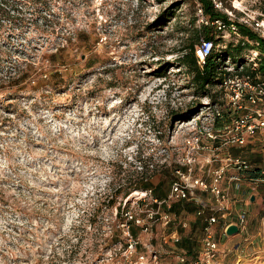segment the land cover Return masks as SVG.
I'll list each match as a JSON object with an SVG mask.
<instances>
[{
	"label": "rangeland",
	"instance_id": "rangeland-1",
	"mask_svg": "<svg viewBox=\"0 0 264 264\" xmlns=\"http://www.w3.org/2000/svg\"><path fill=\"white\" fill-rule=\"evenodd\" d=\"M215 1L233 19L264 20V0ZM200 8L199 0H0V264H140L154 254L153 264H175L147 233L160 234V216L171 215L176 202L159 209L154 200L169 195L176 170L196 157L193 176L210 182L229 157L264 168L258 130L230 141L231 113L242 112L230 88L212 87L211 99L178 62L211 23ZM167 10L174 14L161 25ZM213 27L222 56L243 38ZM255 51L243 50L244 66ZM234 61L226 55L224 69L245 77ZM239 103L250 106L247 96ZM195 136L198 153L188 142ZM227 168L226 177L236 171ZM236 183L222 181L229 202L243 191ZM131 214L149 230L122 225Z\"/></svg>",
	"mask_w": 264,
	"mask_h": 264
},
{
	"label": "built area",
	"instance_id": "built-area-1",
	"mask_svg": "<svg viewBox=\"0 0 264 264\" xmlns=\"http://www.w3.org/2000/svg\"><path fill=\"white\" fill-rule=\"evenodd\" d=\"M215 1V0H214ZM216 7L219 9L221 8V4H219L217 1H215ZM203 10L200 8L199 12L202 17L200 20L206 24L210 22L209 19H206V17L203 16ZM233 15L232 12L229 13V17L231 20L230 25H226L221 19H216L212 23L217 25V28L220 30H227L228 32H232L235 35H238V20L240 23H243L246 27L250 28L252 31H254L256 34H260L261 37L264 38V20H257L254 16H244L242 18L233 19L231 16ZM234 16V15H233ZM213 49V42L208 40L201 41L200 44H198L195 48V53L198 57L199 64H204L206 58L212 53ZM258 57H259V51L254 52L253 57V68L258 67ZM240 67H243L240 65ZM244 75V74H243ZM227 78L225 79V77ZM223 78V82L220 86L223 88H230V98L235 105H237L238 109L242 112L238 114L237 111H233L231 113V120L233 121V128H231V131L234 133L230 141L244 144L245 137L244 133H254L255 131H259L261 135L264 136V79H260L256 82H253L250 80L251 76L246 75L245 77H241V75L238 73L237 75L234 74L232 71L230 74H227ZM244 96H247V101L250 103L249 105H242L239 102L244 98ZM261 106V107H260ZM248 109V110H247ZM210 137L218 138L217 134L212 135L209 134ZM200 138L198 136H195L192 139H190L188 142L189 144H194L195 151L198 153L200 149H203V146H200L199 144ZM196 157H190L188 159V165L187 169L183 170L181 168H178L176 170V179L172 182L170 186V193L169 195L162 199L158 200L157 198L154 200L156 203L160 206L167 205L169 208L172 207V204L174 202H179L181 200H191L197 198V203L200 206L199 213H202L208 206L207 203L200 198L198 195L199 190H209L212 194L215 196L216 204L213 206L214 210L218 211H224L226 212L229 209V196L227 191L222 188L221 184L222 181L227 178L229 181H236L239 185V183L243 179V175L246 172H249L251 170H257V168H254V166L246 159H243L241 157L237 158H231L229 157L227 160V164H223L219 167L213 168L211 171V181L208 182L204 177L202 176H193V168L195 164ZM210 161V159H209ZM208 161V162H209ZM229 165H233L235 168V173L230 174L228 177H226V172L229 170L227 167ZM259 170V169H258ZM260 175L257 177H253L252 180L254 183H263L264 182V168L260 169ZM247 211L243 210L237 215V219L235 223L239 224L240 231H243L247 227ZM158 212H152L151 217H153L154 214H159ZM130 218H133L137 224H140L143 227V231L146 232L149 230V225L146 224V222L141 219L137 218L131 214L129 215ZM160 219L164 222V224H169L171 221L170 215L168 213H163L160 216ZM217 217L215 215L211 216L208 219V225L205 226V237L204 242L201 250L197 253V256L193 258L192 260H189L186 253L180 254L179 262L182 264H221L218 256L219 252V244L220 242L218 239L215 238V232L212 230V226L214 223H216ZM125 227H127L128 230H130V225H128V220H126L125 223H123ZM225 233V231H224ZM128 241H130V246L136 247L140 241H138L137 238H134V236L128 231ZM141 263H149L153 264V258L155 259L156 263L158 262L157 255H153V257L148 258L145 257V255L139 256ZM264 264V261L263 263Z\"/></svg>",
	"mask_w": 264,
	"mask_h": 264
},
{
	"label": "crops",
	"instance_id": "crops-1",
	"mask_svg": "<svg viewBox=\"0 0 264 264\" xmlns=\"http://www.w3.org/2000/svg\"><path fill=\"white\" fill-rule=\"evenodd\" d=\"M252 178L249 174L243 176V191L231 195L226 212L213 209L216 200L209 191H200L198 194L208 206L202 213H199L197 198L174 203L169 210L171 221L168 225H163L162 232L147 233V240L157 243L160 236V240L164 241L162 250L155 252L171 259L175 264H182L178 260L182 253H186L189 260H192L203 246L208 219L215 215L217 221L212 230L220 242L218 256L221 264H262L264 248H257L255 244L258 242L256 239L264 232V182L254 183ZM251 195H255V199L248 203ZM244 209L248 210L246 229L231 237L227 236L224 233L226 227L235 222L237 215Z\"/></svg>",
	"mask_w": 264,
	"mask_h": 264
},
{
	"label": "trees",
	"instance_id": "trees-1",
	"mask_svg": "<svg viewBox=\"0 0 264 264\" xmlns=\"http://www.w3.org/2000/svg\"><path fill=\"white\" fill-rule=\"evenodd\" d=\"M202 4L203 12L205 16L210 20V24L205 25L202 24L200 26V29L198 31V34L195 35L196 38L192 40L190 44L183 47L180 50V56L178 58V62L182 63L190 73L192 74V84L195 87V89L204 92L208 97L213 99L214 93L212 92V87L222 84L223 78L230 74V71L227 69H224V60L225 56L228 55L229 58H233L235 62V66L242 65V75L246 74L253 78H255L258 74L264 75V38L260 35L256 34L254 31H252L250 28L246 27L245 25H240L238 27V34L242 36L243 38L238 41V44L236 46H233L232 43L227 44L226 46V54L225 56H222L221 54H218L215 52V47L217 44V40L215 39L214 35V27H213V21L216 19H221L226 25L231 24V20L228 18L226 13H223L218 7H216V3L213 0H199ZM174 11H164L161 15V18L167 16L166 18H163L164 24L166 23L170 18L173 16ZM163 16V17H162ZM213 24V25H212ZM203 40H210L213 42V49L212 53L206 58L204 64H199L198 57L195 53V48L198 44L201 43ZM249 43H252L249 44ZM246 47L254 48L256 51H259V57H258V67L253 68L250 66H244V62L242 57L240 55L243 54V50ZM1 80V79H0ZM1 82V81H0ZM223 89V87H222ZM145 161V160H144ZM256 168V167H254ZM257 168V170H251L249 172L244 173V175L249 174L250 177H257L259 176L260 169ZM140 178L139 182H141V187L148 188L150 186V178L151 176L149 173H147V170L140 172ZM243 175V176H244ZM148 186H145V185ZM150 188V187H149ZM130 192H125V194H129ZM134 222L133 220H129L128 223L132 224ZM132 230V229H131Z\"/></svg>",
	"mask_w": 264,
	"mask_h": 264
},
{
	"label": "water",
	"instance_id": "water-1",
	"mask_svg": "<svg viewBox=\"0 0 264 264\" xmlns=\"http://www.w3.org/2000/svg\"><path fill=\"white\" fill-rule=\"evenodd\" d=\"M254 199H255V195H252L251 200L253 201ZM239 232H240V226H239V224H237L235 222H231L225 229V234L229 237H231V235H235Z\"/></svg>",
	"mask_w": 264,
	"mask_h": 264
},
{
	"label": "bare ground",
	"instance_id": "bare-ground-1",
	"mask_svg": "<svg viewBox=\"0 0 264 264\" xmlns=\"http://www.w3.org/2000/svg\"><path fill=\"white\" fill-rule=\"evenodd\" d=\"M140 264H143V263H140ZM146 264H147V262H146ZM149 264V263H148Z\"/></svg>",
	"mask_w": 264,
	"mask_h": 264
}]
</instances>
